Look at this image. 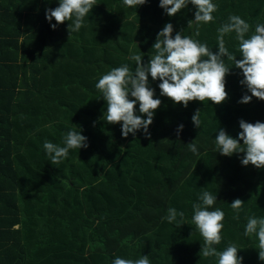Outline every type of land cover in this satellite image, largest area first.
Instances as JSON below:
<instances>
[{"label":"trees","instance_id":"1","mask_svg":"<svg viewBox=\"0 0 264 264\" xmlns=\"http://www.w3.org/2000/svg\"><path fill=\"white\" fill-rule=\"evenodd\" d=\"M8 1L6 19L13 23L0 29V264H112L142 255L151 264H217L199 254L203 237L192 222V205L205 190L217 196L213 209L225 212L217 250L233 243L242 264H264L258 237L244 235L246 217L264 218V168L244 166L245 153L221 155L215 142L220 129L238 138L241 119L264 122V100L239 103L251 95L240 83L242 70L225 57L228 99L191 101L186 108L162 96L161 81L149 76L154 98L162 101L150 139L142 129L124 138L121 124L107 123L106 101L95 87L112 68L134 70L133 53L148 63L167 23L173 37L183 30L216 52L217 29L235 14L250 24L248 38L264 24V0H213L214 22L200 24L199 36L195 23L188 26L196 11L191 3L170 17L160 0L137 7L97 0L69 36L71 21L53 29L55 19L46 18L59 0ZM225 45L242 58L234 32L225 35ZM197 109L199 128L192 121ZM136 113L142 115L138 103ZM73 128L88 147L51 164L44 142L63 146ZM193 140L198 153L188 147ZM237 198L244 201L239 220L231 208ZM170 207L184 212L181 227L164 219Z\"/></svg>","mask_w":264,"mask_h":264},{"label":"clouds","instance_id":"2","mask_svg":"<svg viewBox=\"0 0 264 264\" xmlns=\"http://www.w3.org/2000/svg\"><path fill=\"white\" fill-rule=\"evenodd\" d=\"M128 7L144 5L147 0H123ZM191 3L195 6V18L188 22L191 27L197 25L196 35L199 36V25L214 22L213 13L217 11V4L213 0H160V7L168 16H175ZM97 5V0H59V6L46 10V18L53 20L57 25L65 21L68 24L69 36L78 32L84 19ZM250 24L239 15H230L228 22L217 29L218 51L214 52L207 43H201L191 36L183 35V30L173 37V25L167 23L158 33L152 48L155 54L148 63L143 62V57L133 53L130 57L136 62L135 69L123 64L112 68L102 75L95 87L102 93L106 101L104 119L109 124H121L122 136L127 138L131 133L143 130L150 139L148 129L153 123L154 113L161 106L162 101L155 97V89L150 87L149 76L153 81H161L158 85L160 94L170 98L176 104L185 108L191 101H211L221 104L228 99L226 91V77L230 69L225 63V57L232 61L234 67L242 70V85L247 87L251 95L244 94L239 103L247 104L255 97L264 100V24H257L253 34L246 38L250 32ZM236 34L238 50L241 59L230 53L225 45V35ZM233 67V66H232ZM131 97V99H130ZM139 104L137 115L136 105ZM201 110L197 109L192 116L193 124L199 128ZM146 116L147 118H143ZM181 124L177 128V135L183 130ZM239 127L242 131L238 138H233L220 129L215 138L216 146L221 155L231 156L234 153H245L241 163L249 164L256 168H264V122L249 123L241 119ZM243 141L241 145L240 141ZM51 156V164H58L66 158L72 149L87 148V137L80 134L77 128L68 131L63 138V146L45 141L43 145ZM193 153H198L195 140L188 144ZM200 202L194 203L192 222L203 237L200 255L204 258L216 257L217 264H242L243 257L238 253L241 250L236 244L230 243L223 251H218L215 245L222 241V230L225 212L220 208L213 209L217 196L210 191H203L199 197ZM244 201L237 198L231 203V208L236 212L234 219L239 220V212L243 209ZM184 212L174 207L168 209L164 217L169 223L177 222L183 225ZM180 221H177V217ZM245 236L255 234L258 237V255L264 261V218L256 216L246 217ZM112 264H151L148 255L137 259L116 257Z\"/></svg>","mask_w":264,"mask_h":264},{"label":"crops","instance_id":"3","mask_svg":"<svg viewBox=\"0 0 264 264\" xmlns=\"http://www.w3.org/2000/svg\"><path fill=\"white\" fill-rule=\"evenodd\" d=\"M11 2L8 0H0V29L1 26L8 25L10 23H13V19L7 20L6 17L9 15V10H7V6L10 5Z\"/></svg>","mask_w":264,"mask_h":264}]
</instances>
